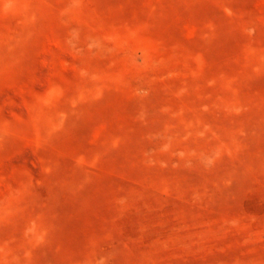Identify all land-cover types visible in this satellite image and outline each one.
Instances as JSON below:
<instances>
[{"label":"rangeland","instance_id":"rangeland-1","mask_svg":"<svg viewBox=\"0 0 264 264\" xmlns=\"http://www.w3.org/2000/svg\"><path fill=\"white\" fill-rule=\"evenodd\" d=\"M0 264H264V0H0Z\"/></svg>","mask_w":264,"mask_h":264}]
</instances>
